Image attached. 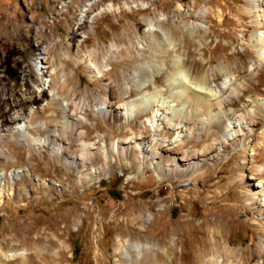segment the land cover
Instances as JSON below:
<instances>
[{"label":"rangeland","instance_id":"1","mask_svg":"<svg viewBox=\"0 0 264 264\" xmlns=\"http://www.w3.org/2000/svg\"><path fill=\"white\" fill-rule=\"evenodd\" d=\"M247 4L0 0V251L24 253L4 264H264V67L225 132L172 101L262 52Z\"/></svg>","mask_w":264,"mask_h":264},{"label":"bare ground","instance_id":"2","mask_svg":"<svg viewBox=\"0 0 264 264\" xmlns=\"http://www.w3.org/2000/svg\"><path fill=\"white\" fill-rule=\"evenodd\" d=\"M247 5L249 6V9H247L248 13L251 14L253 12V9H258L263 13L262 15H258V16H261L262 19L260 21L256 22L257 27L262 29L263 28L262 25H264L261 23V21H264L263 1L262 0H248ZM260 11H258V12L260 13ZM255 47H258L260 50H262V52L256 57V59H252L246 63L242 62L240 65L237 63L231 64V65L230 64H226V65L225 64H219L218 66H216V69L213 72L207 73L206 75H204L201 78H192L191 83H193L196 87H201L202 89H206V88H204V86L209 87L212 84H214L215 87L217 88L216 89L217 91L214 90L215 93L212 92L213 90L210 91L207 89V92H202V91H198L196 88L190 87L188 91L183 92V93H185V96L183 99H181L182 96L181 97L180 96H175V97L173 96L174 98L172 99V101H176V105L180 104L181 101L182 102L184 101L183 103L190 104V105L192 102H196V105H197L196 110L198 112L205 111L207 113V117L206 118H202V116L196 117L197 114L192 112L190 118L195 119L196 122H194V124L195 125L196 124H202V125L206 126V124H210L213 120H215L217 118L218 124L222 127V130L224 128L223 132H225V130H226L225 127H227L226 122L228 120H230L229 115L231 114L230 111H225V110L223 111L225 104H230V105L233 104L234 105L237 97L252 83L253 79L256 77V75H258L259 70L264 67V37L261 39V41L259 43H256ZM65 85H60V86L56 85L55 86L58 90H60V94H59L60 96L62 93L61 91H63V90L67 91V90H65V88H66ZM184 88H187V87H185V85H184ZM210 92H211V94H210ZM197 93H200L201 95H198ZM225 93H227V94L224 96ZM136 101H137V104L127 105L126 107H124V110L122 113L116 114V115L114 114V116H118V117L126 116V118H129V117L131 118L133 113H135V112L137 113L139 110H141L140 109L141 105H144L147 107L146 102H144L142 99H138ZM152 102H154V100ZM251 102L256 104V105H260V102L257 99H251ZM149 104L151 105V102ZM144 106H143V108H146ZM154 106L155 105H153V107ZM152 112L154 113L153 110H152ZM169 114L170 113H166L165 117H163V119H162V120H166L165 121L166 123L172 122L174 119V118L172 119L171 117H173V116L170 117ZM177 114H179V111L176 113V116H177ZM181 115H179V116H181ZM160 116H158L157 114L155 115L156 118L160 117ZM168 116L170 118H167ZM186 118H187V116H185L184 119L186 120ZM188 120H190V119H187V121ZM200 120L202 122H199ZM205 120H207V122H203ZM181 122L182 121H180V124H181ZM64 124H65V128L67 129L68 126L73 128V127L77 126L78 123L73 122V121L66 123V121H65ZM183 127H184V125L182 127H180L179 133H182L183 134L182 137H185L186 132L187 131L190 132L191 129H188L187 127H185V130H183ZM175 129L178 130L179 128L175 126ZM15 132H18V130H15ZM50 136H54V138L56 137L55 134H52ZM46 138H48V139H44L43 141H39V142L47 145L49 142V136ZM51 139H50V141L55 142L54 139H52V140ZM33 142H36V140H34ZM156 143H159V146H162V144H163V142H161V141L156 142ZM140 149L141 150L143 149L142 144H140ZM107 151H108V149H107ZM70 165L71 166H77V162L72 161L70 163ZM156 169H158V171L160 170L159 167H157ZM16 173H18V172H16ZM1 175H3L2 172L0 173V184H3V186L5 187V182H2ZM13 175H14V172H11L10 176H11L12 180L15 179V177ZM8 184H9V182H8ZM45 184L47 185V183H45ZM6 189L9 191L8 192L9 195L12 194L10 192L9 185ZM262 191H264V188L262 189ZM263 196H264V194H263ZM257 207L260 208V210H259L260 214H264V204L258 203ZM131 247L142 253V252H147L153 246L149 241H146L144 244H138V243L132 244ZM261 250L264 251V246L261 247ZM23 254L24 253H22V252H7V253H5V252L0 251V264H4L6 261L12 260L16 257L23 256ZM134 261L136 262L137 259H135ZM215 262H216V264H219L220 262H222V260L221 259H215Z\"/></svg>","mask_w":264,"mask_h":264}]
</instances>
